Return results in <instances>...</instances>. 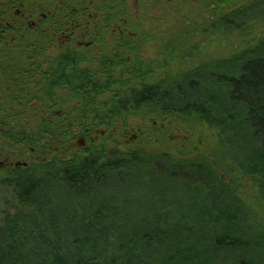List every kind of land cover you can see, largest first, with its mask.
<instances>
[{"label": "trees", "instance_id": "trees-1", "mask_svg": "<svg viewBox=\"0 0 264 264\" xmlns=\"http://www.w3.org/2000/svg\"><path fill=\"white\" fill-rule=\"evenodd\" d=\"M202 9L205 26L244 48L180 71L201 49L198 33L182 32L159 43L156 64L143 62L155 65L139 84L79 116L109 119L105 132L129 130L138 116L205 128L221 155L119 151L103 137L85 155L15 172L0 183L16 205L0 218V264H264L253 216L264 208V0H203ZM133 205L148 213L131 220Z\"/></svg>", "mask_w": 264, "mask_h": 264}, {"label": "flooded vegetation", "instance_id": "flooded-vegetation-1", "mask_svg": "<svg viewBox=\"0 0 264 264\" xmlns=\"http://www.w3.org/2000/svg\"><path fill=\"white\" fill-rule=\"evenodd\" d=\"M110 1L0 0V182L89 151L109 119L79 114L107 108L156 64V27Z\"/></svg>", "mask_w": 264, "mask_h": 264}, {"label": "rangeland", "instance_id": "rangeland-1", "mask_svg": "<svg viewBox=\"0 0 264 264\" xmlns=\"http://www.w3.org/2000/svg\"><path fill=\"white\" fill-rule=\"evenodd\" d=\"M202 3L203 0L127 1L128 8L134 10L132 14L137 19L139 25L156 27L154 38H156L158 43L164 40L168 43L185 31H189L192 36L198 33L197 36L200 38L194 42L199 44L201 49L193 58L179 63L178 70L180 71L189 69L192 63L226 58L239 52L245 46V41L238 35L229 34L222 36L220 33L214 32L212 27L205 26L209 17L203 12ZM110 6L112 5L110 4ZM231 7L233 8L234 6L232 5ZM115 8L124 9L120 2H118ZM228 10H231V8L229 7ZM200 33L210 35L209 39L203 38ZM129 122L127 124L132 125L129 127V130L116 129L113 132H107V135L104 137L108 138V148H115L119 151L142 149L150 153L178 152L191 154L198 152L202 155L208 154L212 148L215 149V154L221 155L220 152H223L218 146H215L214 134L205 128H190L178 121L156 119L155 117L146 119L138 116ZM78 154L85 155L86 153L82 151ZM241 186L243 187L241 194L246 198L248 205H251L250 198L253 195L250 194L251 188L249 184L247 181H244L241 183ZM261 188L264 190L263 186ZM169 199L165 197L161 202L170 201ZM149 204H151V201ZM15 207L13 192L11 189L0 184V218L6 213L13 212ZM198 208H201V206ZM138 212L147 211H143L140 205H133L132 210L127 214L131 215V220H137L140 218ZM253 216L258 225L264 227V208L254 210ZM183 224V221L172 220L171 222V225L174 226L182 227ZM161 230L168 231L163 228Z\"/></svg>", "mask_w": 264, "mask_h": 264}]
</instances>
